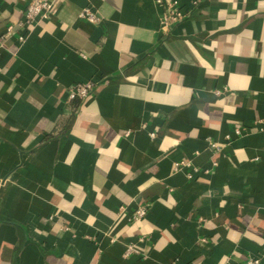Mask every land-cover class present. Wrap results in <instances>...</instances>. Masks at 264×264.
Here are the masks:
<instances>
[{
    "label": "crops",
    "instance_id": "0c3cea01",
    "mask_svg": "<svg viewBox=\"0 0 264 264\" xmlns=\"http://www.w3.org/2000/svg\"><path fill=\"white\" fill-rule=\"evenodd\" d=\"M30 1L0 0V264H264V0L165 33L152 0H50L19 45Z\"/></svg>",
    "mask_w": 264,
    "mask_h": 264
},
{
    "label": "built area",
    "instance_id": "2783aa9c",
    "mask_svg": "<svg viewBox=\"0 0 264 264\" xmlns=\"http://www.w3.org/2000/svg\"><path fill=\"white\" fill-rule=\"evenodd\" d=\"M152 2L162 8V12L159 17V27L160 31L164 33L169 30L173 25L184 20L189 14V12H185L179 7L177 0H152ZM53 10V1L31 0L26 6V9L23 13V17L14 25L8 24L6 26V35H11L16 32L17 43L21 45L22 43H24L28 30L31 29L39 20L47 19L53 13ZM78 18L85 20L89 23H97L99 21V16L97 12L94 11L91 7L83 8L79 12ZM93 86V83L90 81L79 82L70 85L67 89V100H84L92 92L94 88ZM246 132L247 128L244 126H237L234 129V134L237 136L243 135ZM151 136H153V134H151ZM207 148L214 153H218L222 149L220 144L213 141H208ZM190 166L191 164L188 160H182L174 164L173 171H181L183 168H187ZM187 177L191 178V174H187ZM147 210L148 205L137 207L130 216V222H135L143 218ZM143 240L144 239L142 237L139 239V241ZM132 255L140 256L141 258L145 257V254L142 250L138 248V246H135L134 244H127L124 256L129 257ZM242 264H259V260L257 258H247L243 261Z\"/></svg>",
    "mask_w": 264,
    "mask_h": 264
},
{
    "label": "trees",
    "instance_id": "16d2710c",
    "mask_svg": "<svg viewBox=\"0 0 264 264\" xmlns=\"http://www.w3.org/2000/svg\"><path fill=\"white\" fill-rule=\"evenodd\" d=\"M72 101H82V100H79V99H74V100H72Z\"/></svg>",
    "mask_w": 264,
    "mask_h": 264
}]
</instances>
